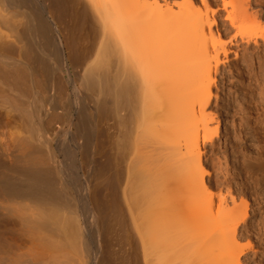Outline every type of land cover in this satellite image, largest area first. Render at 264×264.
Returning <instances> with one entry per match:
<instances>
[{"label": "bare ground", "instance_id": "obj_1", "mask_svg": "<svg viewBox=\"0 0 264 264\" xmlns=\"http://www.w3.org/2000/svg\"><path fill=\"white\" fill-rule=\"evenodd\" d=\"M230 53L264 85V0H0V264H264V144L251 201L218 157L249 143L218 144Z\"/></svg>", "mask_w": 264, "mask_h": 264}, {"label": "rangeland", "instance_id": "obj_2", "mask_svg": "<svg viewBox=\"0 0 264 264\" xmlns=\"http://www.w3.org/2000/svg\"><path fill=\"white\" fill-rule=\"evenodd\" d=\"M242 47H244V45L240 47L241 50L235 49L234 47H232L231 50H234L235 52H239L242 54V52L244 51V50H242V49H244ZM252 49H253V45L250 48L246 49L243 54L246 57H249L250 52H252ZM261 49L263 50V46L261 47ZM241 54H238L239 57L238 58L234 57L235 58L234 59L233 53H230L228 55V59L226 60L225 64L223 65L224 72L227 76H225V75H218L217 76L216 80H217L218 86H217V88H212V90H213L212 94H215V92H216L218 94L217 95L218 100L216 101V103L215 102L213 103L214 111L213 110L212 111H213V113H215L216 116H219V121L221 124V127H220L221 136L219 139L220 142L218 140V144L220 146H222V147L225 146L224 143L225 144L227 143L225 141L227 140L230 131H233L235 128L237 130L242 129L243 136L246 135L245 140L249 141V143H246L244 146L242 144V148L239 146H236L237 148L236 147H232V148L231 147H229V148L224 147L226 150L225 151L223 150L218 155V157L220 158V156L223 155V153H224V155L221 156L220 160L224 159V158L226 159L227 164H226V162L224 163V161H221V162H223V165L226 164V166H227L226 169H227V172L229 173V177H228L229 181H227L228 184L230 183V185L232 184L231 186L235 185L237 187L239 185L241 186V184H242V187L239 186L238 188H243L244 185L245 186L247 185L246 187L248 189L246 188L247 189L246 191H245V187H244V196L247 194L245 196V198H247L248 201H251V196L248 192V190H249L248 186H250L249 179H248V176L242 172L240 165L242 163L241 161L243 160L242 158L249 157V156H250V158L251 157L257 158V156H259L258 152L264 144V142L261 141L260 137L258 136V133H257L258 127L256 125L257 122H255L257 120H261L262 118H264V88H263L264 85L260 86L258 84H248L247 82H245L244 79L247 76L245 71H247V68H245V69L243 68V70H242L243 73H241V74H240L239 69L237 68L241 65H242V67L244 66V64L242 63L241 56H240ZM242 67H239V68H242ZM234 69H236V70L234 71ZM248 69H250L248 71H251L252 75L253 74L255 75L256 67L252 66V67H248ZM231 70H232V72L234 71L235 73L234 72L232 73ZM261 70H262L261 76L259 75V73H256V74L258 77H261V78H259V80H262L261 82H264V64L262 65ZM239 74L240 75L243 74V75L240 76ZM229 78H230V80H229ZM214 106H215V108H214ZM243 124H244V126H242ZM247 129H248V131H247ZM223 132H225L226 135ZM233 148H234V151H233ZM244 148H246V149H244ZM247 148L249 149V151L245 152V150H247ZM230 151H231V153H230ZM208 154H210V153H208ZM225 154L227 157L225 156ZM211 159L214 161V159H216V157L213 156V158H211ZM224 167H225V165H224ZM214 169L215 168H212V167L209 168L211 176L213 175V177H215L214 174H216V173H214V172H216ZM220 175H223V174L221 173ZM220 175H219V180H222L223 176H221L222 177L221 178ZM231 181H232V183H231ZM248 194L250 197L248 196ZM239 200L240 199H238V201ZM249 203H251V202H249ZM250 206H251V204H250ZM251 211H252V206L249 208L248 219H247V223H246V224H248V226H250L249 231H248L249 233H251V231H254L253 229L256 228L255 226L260 222V219H262V217H260V215L258 214V212L256 210L255 211L253 210L252 212ZM263 219H264V217H263ZM256 249L259 250L258 247H256ZM259 251H258L259 252L258 255H260L263 252L262 250H259ZM258 260L259 259H257V261Z\"/></svg>", "mask_w": 264, "mask_h": 264}]
</instances>
